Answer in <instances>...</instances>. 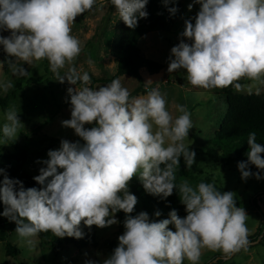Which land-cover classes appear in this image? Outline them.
I'll list each match as a JSON object with an SVG mask.
<instances>
[{
	"label": "clouds",
	"instance_id": "clouds-1",
	"mask_svg": "<svg viewBox=\"0 0 264 264\" xmlns=\"http://www.w3.org/2000/svg\"><path fill=\"white\" fill-rule=\"evenodd\" d=\"M109 3L129 29L149 15V0ZM95 4L96 0H0V31L10 33L0 36V47L10 58L13 75H26L23 65L47 60L56 81L75 86L67 88L70 119L62 120L61 126L80 138L62 139L57 149L47 152V159L36 161L42 165L33 177L39 188H25L0 168L4 205L0 216L14 222L17 235L31 247L41 233L82 239L81 223L89 229L107 228L120 224L116 213L123 212V233L99 264H184L185 260L199 264L205 249L222 252L226 258L247 250L249 216L237 206L235 192L221 191L209 182L195 186L187 180L176 182L181 158L191 169L196 156L191 144L184 143L193 128L186 107L175 105L180 114L174 117L158 88L133 97L119 79L92 88L89 73L76 68L81 46L72 26ZM163 5L170 17L175 16L176 0H163ZM194 5L199 10L184 20L166 71L182 70L193 88L231 86L249 95L264 93V0H192L188 9ZM13 87L11 81H0L4 93ZM5 120L0 145L16 139L22 124L15 110H8ZM247 144V161L237 164L241 179H264V146L254 131ZM249 165L257 171H250ZM134 176L145 193L160 200L178 192L186 215L180 217L176 209L159 220V210L152 218L145 211L131 215L138 203L129 190Z\"/></svg>",
	"mask_w": 264,
	"mask_h": 264
},
{
	"label": "rangeland",
	"instance_id": "rangeland-1",
	"mask_svg": "<svg viewBox=\"0 0 264 264\" xmlns=\"http://www.w3.org/2000/svg\"><path fill=\"white\" fill-rule=\"evenodd\" d=\"M190 3L192 0H176L178 11L173 16L172 23L165 30L149 32L142 36L138 40L137 47L142 56L157 61L163 66L158 73L152 75L142 69L144 83L148 88L152 83H157L155 88H158L165 96L168 110L174 117L180 114L176 111L175 105L186 107L191 114L193 128L189 131L188 139L184 143L198 148L206 145L220 128L223 117L227 113L225 101L227 92L242 96L249 94L236 92L231 86L212 90L193 88L187 83L182 70L175 73L166 71L170 49L180 42L178 36L183 31L184 20L195 16L199 10V5H194L189 10ZM118 20L119 16L109 0H96L93 10L76 17L72 26V35L80 41L81 54L74 64L78 70L89 73L91 76L89 86L92 88L119 79L122 85L131 92L139 85L137 79L128 75H118L117 62L110 53L111 41ZM48 66L47 60L33 61L31 65H23L27 74L21 76L13 75L12 71L5 74L0 61V81H11L14 84V87L7 93L0 91V97L9 95L7 108L3 110L0 107V126L6 123L5 114L8 110L18 112V119L22 123L18 128L16 139L8 140L7 145H0V154L22 157L24 169L32 176L38 175L39 168L42 167L36 161L47 159V152L57 149L62 139L70 142L80 139L72 129L61 126L62 120L70 119V105L66 102L68 100L67 88L75 86L69 85L67 81L63 84L56 81V76L51 69L47 75L48 82L22 86L23 81L46 74ZM66 70V68L61 69V75ZM149 79L152 80L150 83L147 82ZM141 95L143 94L137 96ZM260 95L264 96V93ZM86 127H91V125H86ZM186 169L193 177L182 176L177 184L187 180L195 186L205 178H209L212 183L223 190L236 193L237 206L243 207L249 216L246 225L249 229L248 238L252 237L247 250H241L227 258L222 252L203 250L199 264H219L218 260H222L220 264H264V223L262 224L264 212L261 207L263 205L264 208V179L256 180L250 177L246 181L242 180L236 164L216 165L201 153L196 154L192 168ZM252 169L250 171H257L255 166ZM137 182L139 181L134 176L129 182V187ZM258 198L261 201H257L259 204L257 207L253 204V199ZM141 211L144 210L136 205L135 215ZM167 217L161 215L156 219ZM123 220L124 218L120 224L107 228L95 226L93 247L77 250L73 246H67L55 255L48 245L39 241L38 237L33 246H28L15 232L16 224L6 219L9 239L18 247L20 254L7 256L6 242L0 240V264H85L88 260L99 264L117 246V237L124 230ZM260 229L262 232L258 234ZM184 264H189V262L185 260Z\"/></svg>",
	"mask_w": 264,
	"mask_h": 264
},
{
	"label": "trees",
	"instance_id": "trees-1",
	"mask_svg": "<svg viewBox=\"0 0 264 264\" xmlns=\"http://www.w3.org/2000/svg\"><path fill=\"white\" fill-rule=\"evenodd\" d=\"M170 7V4L168 5ZM146 10L149 13L146 19H139L135 29H129L121 20H118L115 27V34L111 41V56L117 62V74L128 75L137 79L139 85L130 92L131 96L135 97L138 94H147L146 89L155 88L156 82L152 83L149 88L144 83L141 70L144 69L148 74H156L162 68V64L149 58H145L139 52L137 47L138 40L145 34L158 30H165L173 21V17L169 16L167 8L163 5V0H149L146 5ZM7 31H0V36H8ZM9 57L6 56L2 47H0V61L2 70L5 74L11 72L8 63ZM46 74L29 78L22 82V86L30 85L31 83L48 82L47 75L50 67H47ZM227 113L223 117L220 128L214 133L213 138L206 144L198 148L190 147L196 154L201 153L209 158L216 165L238 164L242 161H247L248 144L247 139L250 132L256 133V139L261 146H264V96L248 95L242 96L227 92L226 94ZM9 95L0 97V107L5 110L8 106ZM264 156V153H261ZM254 165H249V170H253ZM0 168L6 170L9 178H15L23 182L25 188L40 186L33 180L31 174L24 169V160L17 155L0 154ZM256 172V171H253ZM193 177L183 163L181 158L179 168L176 170V182L182 176ZM3 177L0 176V180ZM203 182L212 183L209 178L202 180ZM200 181V182H202ZM216 185V184H215ZM217 189L223 190L220 186ZM131 193L137 196L138 203L142 210L147 212L150 217L153 213L159 210L162 215L168 216L172 209H176L180 217L186 215L184 206L179 201V193L173 192L166 200H160L158 197H153L143 190L139 182L129 187ZM260 198L253 199V204L258 207ZM4 205L0 203V212H3ZM135 212V211H134ZM131 215H135L132 213ZM119 221L125 217L123 212L116 213ZM5 217L0 216V240L6 242L5 253L7 256H18L20 251L18 247L9 239L8 224ZM264 221L262 222V224ZM81 228L85 235L82 239H74L71 237L57 238L51 232L41 233L38 236L39 241L50 247V250L57 255L62 249L67 246H73L75 249L93 247L95 241V226L91 229L85 227L81 223ZM262 229L258 231V234ZM264 238V236H263ZM249 241L252 237L248 238ZM251 242V241H250ZM219 264L222 260L217 261Z\"/></svg>",
	"mask_w": 264,
	"mask_h": 264
},
{
	"label": "water",
	"instance_id": "water-1",
	"mask_svg": "<svg viewBox=\"0 0 264 264\" xmlns=\"http://www.w3.org/2000/svg\"><path fill=\"white\" fill-rule=\"evenodd\" d=\"M261 207H262V211L264 212V208H263V205H261Z\"/></svg>",
	"mask_w": 264,
	"mask_h": 264
}]
</instances>
